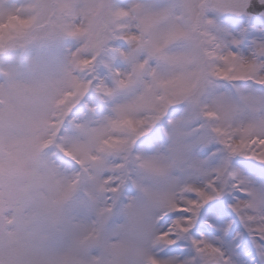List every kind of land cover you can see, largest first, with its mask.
<instances>
[{
  "label": "snow or ice",
  "instance_id": "obj_1",
  "mask_svg": "<svg viewBox=\"0 0 264 264\" xmlns=\"http://www.w3.org/2000/svg\"><path fill=\"white\" fill-rule=\"evenodd\" d=\"M0 264H264V0H0Z\"/></svg>",
  "mask_w": 264,
  "mask_h": 264
}]
</instances>
